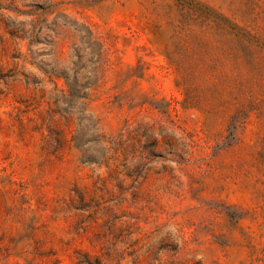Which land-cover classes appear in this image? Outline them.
<instances>
[{"label":"rangeland","instance_id":"1","mask_svg":"<svg viewBox=\"0 0 264 264\" xmlns=\"http://www.w3.org/2000/svg\"><path fill=\"white\" fill-rule=\"evenodd\" d=\"M0 264H264V0H0Z\"/></svg>","mask_w":264,"mask_h":264},{"label":"trees","instance_id":"2","mask_svg":"<svg viewBox=\"0 0 264 264\" xmlns=\"http://www.w3.org/2000/svg\"><path fill=\"white\" fill-rule=\"evenodd\" d=\"M79 33L81 34V38L88 39L90 42L98 45V43L95 41V35L93 31L89 27H79ZM76 50L78 51V49H75V52ZM91 53L99 56L102 53L101 46L98 47V52H95L91 48ZM74 64L77 65L76 63ZM64 78L66 80V85L69 88V92H71L75 98H77L78 100L86 99V94L84 90L88 88V85L87 84L78 85V83H80L81 78H79L78 76L74 77L73 82L71 83H70V77L64 76ZM66 104L67 105L65 108H61V110L66 113H70L73 110H76V108L83 109L85 105L84 103H66Z\"/></svg>","mask_w":264,"mask_h":264}]
</instances>
